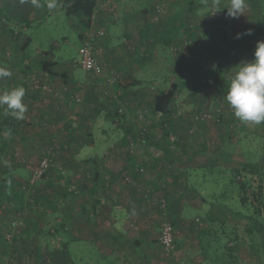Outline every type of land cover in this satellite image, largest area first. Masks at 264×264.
I'll use <instances>...</instances> for the list:
<instances>
[{"label":"rangeland","instance_id":"374dc122","mask_svg":"<svg viewBox=\"0 0 264 264\" xmlns=\"http://www.w3.org/2000/svg\"><path fill=\"white\" fill-rule=\"evenodd\" d=\"M37 4L39 7L32 0H0V62L20 65L28 59L41 70L43 60H56L60 63L61 75L67 78L72 71L77 81L73 90L77 93L69 103L80 116L81 125L77 126L84 127V120L90 121L87 130L77 128L74 141H95L101 157L116 155L106 151L107 145L114 143L113 149L121 154L117 160L102 163L101 173H231L223 170L227 163L220 172L211 170L214 168L210 167L212 162L205 159L208 157L196 153L199 147H195L194 139L208 143L210 151L217 147L214 151L226 154L228 144L237 147L240 153L244 148L246 159L253 163L259 160L264 146V132L261 131L264 122L240 121L226 102V94L217 95L223 75L231 81L240 63L254 59L250 44L257 33V25L248 4L239 18H230L226 8L229 0H98V11L104 12L102 15L106 19L90 21L89 25L84 17H68L63 5L56 0H37ZM24 18L30 23L23 21ZM95 20H98L97 15ZM248 30L252 35L235 38L237 33ZM90 31L101 37L87 39ZM18 34L20 46L31 40L28 48L16 49ZM87 41L98 55L107 57L106 45L109 44L125 65L120 71L106 67L101 76L93 77L92 95V91L88 93L84 88L90 76L77 62L81 58L79 49ZM229 58L233 59L229 66L235 65L232 71H228L226 65ZM32 73L30 79L16 73L14 86L0 89V94L19 86L25 89V94L28 90L34 93L40 82H33L32 77L39 79L41 74L38 77L40 71L37 69ZM125 75L140 79L141 85L124 89L118 80ZM174 82L180 89L172 114L155 112V96ZM133 89H139L140 96L131 101L130 97L135 95L130 92ZM76 96H81L82 100ZM99 99L107 106L102 113ZM144 111L148 117L142 122L139 116ZM3 117H10L6 106L0 113L1 120ZM15 121V127L5 135L0 133V139L10 140L15 147L3 149L0 140V264H108L114 260L108 247L124 255L126 264H228L230 260L234 264H264V252H259L255 243L258 237L246 231L249 223L245 225L236 220L234 226H224L223 221H216L214 230L218 232L219 242L213 237L203 238L201 224L184 226L180 234L179 226L164 216L158 205L146 200L156 216L143 219L138 225L141 232L131 220L128 232L122 234L127 239L110 243V235L97 225V240L88 242L90 162L55 163V148L50 145L44 148L40 145L41 135L21 130L22 120ZM142 126L148 129L144 139L139 136ZM151 131L154 132L150 134ZM23 134H28L32 149L38 151L36 156L35 153L27 155L23 149ZM38 145L40 150L43 148L42 154ZM176 151L188 156L179 158H184L183 162L168 163L166 157H173ZM89 154L88 151L84 157ZM45 158L50 161L49 169L34 181L33 171ZM202 161H207L208 168L201 167ZM140 166L145 172L139 171ZM256 176L248 178L252 186L250 204L245 211L249 214L255 213L253 203L261 205L253 194L260 184L264 194V175ZM213 184L211 181L208 186ZM218 200L226 202L222 196ZM229 201L234 211L241 207L239 198ZM261 209L259 218L264 220V205ZM190 214L189 220L196 221L197 211L192 210ZM168 221L175 229L172 250H166L160 243L162 224ZM226 245L236 247L239 255L235 250V258L229 257Z\"/></svg>","mask_w":264,"mask_h":264},{"label":"crops","instance_id":"0c3cea01","mask_svg":"<svg viewBox=\"0 0 264 264\" xmlns=\"http://www.w3.org/2000/svg\"><path fill=\"white\" fill-rule=\"evenodd\" d=\"M98 8L99 5L92 16V23H95V21L101 22L106 19L105 16L102 15L104 12L98 11ZM96 15L98 20H95ZM26 18L28 19V16ZM24 20L25 18L23 21ZM92 36L98 37L100 35L99 33L95 34L93 31H90L87 34V39L92 38ZM109 39L112 40L114 37H109ZM105 42L107 43V41ZM87 43L91 45L90 41H87ZM106 46L108 57L104 54L98 55L96 53V57L100 60L103 67L105 69L106 67H111L112 69H116V71L124 69L125 65H123V62L114 54V48L112 46L110 47L109 44ZM52 62L57 63L56 60ZM14 64L15 63L5 64L0 62V67H5V65L14 67ZM23 64L24 65L22 66L24 70L21 73L23 77L30 79L33 74L32 72L36 71V69L40 71V73L37 74L38 77L40 74L41 76L39 79L32 77V81L36 80L37 82H40V86L36 88L38 90H35L34 93L31 90H28V93L23 97V103L26 104L27 111L25 113V118L22 120V123H20V126L23 125L21 130L34 131L37 136L41 135L42 139L40 145L43 144L44 148L48 145L52 148L54 147L57 153L55 163L63 161L72 162L75 160L93 162V160H97L104 164L115 159L117 160L119 157L121 158V154H118L119 152L117 153L115 152V149H113L114 143L108 144L107 146L109 147L106 151H113L116 155L107 154L101 157L96 151L97 143H95V141L88 143L74 141L76 140L75 132L81 123L79 119L80 116L75 114L76 109L70 104L72 102L70 101L71 98H75L74 94L77 93L76 90H73L75 82L77 83V81L75 80L72 71L67 74L68 77L66 78L65 75L61 74L58 76L50 75L43 70H40L39 67L36 68L34 63L28 59L25 60ZM20 66L19 68L18 66H15L14 71L17 72V70L21 68ZM126 66H129V64H126ZM59 68L60 63L58 62L55 66V70L58 73ZM68 68L69 67L66 66L65 69L68 70ZM89 76L88 81L85 80L84 88L88 90V93L92 91V95L94 93L91 85L93 77H91V75ZM61 79L63 81H61ZM137 91L139 93H136ZM130 92L135 93L134 97H130L131 101L135 98L137 99V95L140 96L139 89H133ZM76 98L82 100L81 96H76ZM99 101L102 102L99 109L102 113L107 106L104 100L99 99ZM4 107L5 106H0L1 114L4 112ZM2 120L0 119V133L5 135L6 131L15 126H11L12 124L4 125L2 124L4 120ZM84 122L86 123V126L80 127H83L82 130H87L88 122L90 121L84 120ZM93 126L94 122L91 123L90 127L93 128ZM207 129L208 128H206V130ZM43 131H45V133L46 131L51 133L45 134ZM152 132L154 131H151L150 134H152ZM30 134L31 133H29V135ZM0 140L5 142L4 144L6 145V148L11 150L15 148L14 143H11L10 140L8 141L2 138ZM156 141L157 143H160L159 138H156ZM188 141L191 142V140ZM193 142H196L195 147H199V150L196 151V153L208 157L205 159L208 162H212L210 167L214 168L213 171L216 170L220 172V170L223 169L222 167H224L223 164L227 163L228 166L224 167L223 170H227L231 173H99V180L96 184L94 173L92 171L93 169L91 168L92 173H88L91 175V177L88 178V242H94L97 240V225L103 227V229L110 235V238L108 239L110 243H119L121 240L125 241L127 239V237L122 236V234H125L124 231L128 232L127 228L129 221L132 220L134 225H136L135 228L139 231L138 225L140 226L143 219L155 217V210L147 205L149 203L145 201V198H142V195H144L146 191L151 192L155 201L162 198H166L169 201L167 216L174 221L177 227L179 226L177 231L180 232V234L181 229L184 226L187 227L192 225L193 227H196V224H201L204 231L219 220L221 222L223 221L222 223L224 224L233 226L236 220L245 225L249 223V215L246 214L245 207L237 208V210L234 211L229 201L230 198L237 199V196L239 197L238 191L241 190L239 187L240 183L238 186L236 180L237 178L240 179L241 174L232 173V171L239 168L243 162L249 161L246 159L247 156H245L246 149L243 148V153H240L239 151H236L237 147L233 146L232 148V145L228 144V153L226 154L225 151H223V153L219 152V150L214 151L217 150V147L213 149V151H210V148L208 149L209 144L203 143L202 139L200 142L195 141L194 139ZM21 144L23 149L27 151V155H32V153H35V156L37 155L38 151L32 149V141L29 140L28 134L22 135ZM233 144L235 145L236 142ZM40 145L37 146L39 147V150ZM88 151L90 154L84 157L85 154H88ZM8 152H10V150ZM40 152L42 154L43 148ZM179 153L180 151H176V153L173 154V157L172 155L171 157H166L168 163L178 161L181 156H188L186 153H180V155ZM22 154L24 153L22 152ZM11 157L13 158V156ZM183 159H180L179 161H182ZM207 161H202L203 163L201 167L208 168L205 166V162ZM182 170L183 172H186L184 168H182ZM243 175H247V178H249L250 175L252 176V174L246 173H243ZM211 181H213L214 184L208 186ZM219 196L224 197L226 202L218 200ZM192 210L197 211L198 215L196 214V221L189 220ZM203 231L200 233L202 234ZM236 255H239L238 249L236 250Z\"/></svg>","mask_w":264,"mask_h":264},{"label":"trees","instance_id":"16d2710c","mask_svg":"<svg viewBox=\"0 0 264 264\" xmlns=\"http://www.w3.org/2000/svg\"><path fill=\"white\" fill-rule=\"evenodd\" d=\"M59 2V4H62L64 7V11L66 13V15L68 17H72V16H79V17H84L88 20V25L90 24V21L92 19V16L95 13V10L98 6V0H56ZM246 4H248L250 6V11L252 14V18L255 20L256 25H257V33L255 34V36L252 39V42L250 44V49L253 51H255L256 49V44L257 41H264V0H246ZM27 24L30 23V21ZM19 38L20 35H16L15 38V42H16V49L19 50H24L26 48L29 47L31 40L29 39L24 45L20 46L19 45ZM227 63L226 65L228 66V71H232L234 66H229L231 62H233L231 58L226 59ZM56 62H52L49 60H43L41 63V70H43L44 72L53 75V76H58L60 75V73H58L55 70V66H56ZM235 64V63H234ZM8 65V64H7ZM5 65L4 68L8 69L11 71L12 75L11 77H7V78H3L0 79V88L1 89H6L9 88L10 86H14V78L16 73H22L23 72V63L20 65H15V66H19L21 67L20 69H16L15 70V66H7ZM219 71L221 72V69H219ZM90 75V74H89ZM223 75V73H222ZM119 84L121 85V87H123L124 89H129L130 87H134V86H140L142 81L132 75H128V76H124L121 77L118 80ZM230 84V81L228 80V77L223 75V81H222V85H220L217 88V95H223V94H227L228 91V86ZM180 89V85L177 82L172 83L167 89L162 90L159 94H157L154 98L153 101V110L155 112H158L160 114H165V115H169L172 114V109L174 107V102L177 98L178 92ZM199 116V115H197ZM4 122L2 124L4 125H11L14 126V124H16L15 119H13V117L10 115V117H4L3 118ZM2 120V121H3ZM262 132H264V123H263V129H261ZM5 142H3L4 144ZM6 148V145H3V149ZM264 153V146H263V151L260 155V158L258 160L257 163H253L251 161H247V162H243L242 165L234 170V173L236 174H241L240 175V180H236L237 185L239 186L240 183V189L239 192V197L237 196V198H239L240 202H241V207H248L249 206V202H250V198H249V192L251 191V186L252 184L250 183V181L248 180V176L247 175H243V173L246 174H252V176H256V175H264V155L262 156V154ZM90 162V161H89ZM101 162L97 161V160H93V162H90L91 168L93 169V173H94V180L96 181V184L98 183L99 180V173H101L100 171V166H101ZM213 170V169H211ZM262 178V177H261ZM256 197V200L261 204L260 206H256L254 203L253 205L255 206V213L253 214H249L246 212L247 215H249V225L246 227V231L248 232V234H250L251 236H257L258 240L255 242L257 244V247L259 249V252L263 251L264 252V220L260 219V214L262 212L261 206L264 205V194H263V185L260 184L258 187V191L253 193ZM252 204V203H251ZM221 226V224H220ZM225 226V224H224ZM217 228L216 223H214L213 225H211L210 228L206 229L203 231V233L201 234L203 238L205 237H213L218 241L220 240L218 232L215 231L214 229ZM226 232V230H225ZM223 235L224 232H223ZM211 243V240L209 241V245ZM231 244V243H230ZM227 247V245H226ZM109 253L110 254H114V260H110L108 262V264H126L127 259L125 258L124 255L118 253L115 250H112L111 248L108 247ZM205 250H207V248H205ZM228 253H229V257H232V259L235 258V250L236 247H227ZM228 264H234V262L232 260H230V262Z\"/></svg>","mask_w":264,"mask_h":264},{"label":"clouds","instance_id":"9594fccd","mask_svg":"<svg viewBox=\"0 0 264 264\" xmlns=\"http://www.w3.org/2000/svg\"><path fill=\"white\" fill-rule=\"evenodd\" d=\"M36 4L37 0H32ZM53 5H49L52 7ZM246 0H229L227 15L239 18L244 13ZM243 35H252V31L237 33L236 39ZM251 62L238 65L228 86L225 100L233 110L234 116L242 122L260 124L264 122V41H257ZM10 70L0 67V79L11 77ZM25 89L22 86L0 94V106H6V112L16 120H23L27 106L23 103Z\"/></svg>","mask_w":264,"mask_h":264},{"label":"built area","instance_id":"2783aa9c","mask_svg":"<svg viewBox=\"0 0 264 264\" xmlns=\"http://www.w3.org/2000/svg\"><path fill=\"white\" fill-rule=\"evenodd\" d=\"M100 34H103V32H100ZM79 54H80L81 58L79 61H77L78 64L80 65V67L83 70H85L87 73H89L91 75V77H97V76H101L103 74L104 67H103L102 63L97 59L96 51L94 50V48L89 43L84 44L79 49ZM206 116H208V115H206ZM146 117H148L147 111H144L139 116V118H140V120H142V122L146 120ZM197 119H198V117H197ZM147 130L148 129L146 126H142L140 131H139V136L144 139L146 137ZM133 149H132V152H134ZM49 166H50L49 159H47V158L43 159L39 163V165L36 167V169H34V171H33L34 181L36 179L43 177L47 173ZM139 171L145 172V168L140 166ZM144 196H145V199L147 202H149V203L152 202L154 205H158V207L160 209L166 210L169 206V201L166 198H162L158 201H153V197L147 191L144 193ZM160 243L166 250L174 249L175 230H174V226L169 221L164 222L162 224V229H161V234H160Z\"/></svg>","mask_w":264,"mask_h":264},{"label":"bare ground","instance_id":"6f19581e","mask_svg":"<svg viewBox=\"0 0 264 264\" xmlns=\"http://www.w3.org/2000/svg\"><path fill=\"white\" fill-rule=\"evenodd\" d=\"M159 210L162 211L163 215H167V213H168V209L163 210V209H160V208H159ZM163 223H164V222H163ZM172 225H173V224H172ZM174 230H175V229H174Z\"/></svg>","mask_w":264,"mask_h":264}]
</instances>
